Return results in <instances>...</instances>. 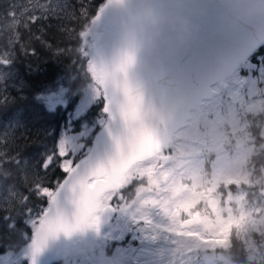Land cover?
Listing matches in <instances>:
<instances>
[{"label": "snow or ice", "instance_id": "6c2138e0", "mask_svg": "<svg viewBox=\"0 0 264 264\" xmlns=\"http://www.w3.org/2000/svg\"><path fill=\"white\" fill-rule=\"evenodd\" d=\"M107 3L90 23L100 18ZM204 23L207 31L197 49L224 33L217 16ZM89 31L87 25L79 33V52L87 58L93 98L102 107L97 118L101 136L90 147L79 142L86 131L80 139L62 138L58 155H46L44 174L59 167L68 178L55 192L42 189L49 206L38 222L30 221L33 234L24 253L31 256V264L48 237L95 225L97 214L113 207L109 201L118 190L142 178L148 188L141 187L140 193L156 188L166 194L150 202H158L172 218L173 264H264V93L236 103L223 121L224 135L216 150L201 159L189 146L192 132L167 144L160 140L152 123L155 113L145 108L142 88L130 79L136 50L122 49L107 58L94 55ZM255 44L250 40V47ZM257 87L253 81V93ZM199 130L205 131L203 126ZM69 153L78 162L62 159ZM61 193H70V213L60 204ZM234 240L240 242L239 254L233 250Z\"/></svg>", "mask_w": 264, "mask_h": 264}, {"label": "rangeland", "instance_id": "374dc122", "mask_svg": "<svg viewBox=\"0 0 264 264\" xmlns=\"http://www.w3.org/2000/svg\"><path fill=\"white\" fill-rule=\"evenodd\" d=\"M64 1L0 0V99L4 98L6 91L19 89L22 83L11 63L19 22L30 17L34 18L38 14L40 16L59 14ZM90 22L91 19L88 25ZM82 44L83 39L78 34L76 47L65 48L60 53H71L74 56L73 72L83 80V85H86L91 82V77L87 72V58L79 52ZM262 52L261 56L255 57L254 64L248 62L251 55L246 57L247 59L245 58L246 60L244 59L238 66V71L232 73L223 83L212 86L210 98L191 112L184 127L175 133L174 137L176 135L187 136L189 132H192L189 146L193 153L201 156V159H203L202 154L216 150V141L224 135L223 121L227 114L234 109L236 103L246 95L264 93V47H262ZM106 53L100 46H95L93 49V54L97 56L106 57ZM34 72L36 71L31 73ZM130 76L133 82L142 88L145 105L147 83L136 74H130ZM253 81L258 85L255 93L251 88ZM65 83L66 80L59 79L54 84L42 89L34 97L42 119H51L54 116L64 119V124L59 127V133L52 148L56 155H58L59 141L62 138L76 137L80 139L81 134L86 131L88 135L79 142L90 147L92 143L97 142V137L101 136L97 118L102 115V107L97 106L94 98H90L87 94L83 96L76 93L69 95L64 86ZM75 95H77L76 100ZM92 108L96 109L94 113L91 112ZM86 115L92 116L83 120ZM200 126L204 127V132H200ZM11 127L9 123L4 127L0 124V145L4 142L9 130L11 131ZM81 151H86V149ZM77 155L79 156V153ZM45 157L44 153H38L17 169L35 172L34 168L39 166L41 173H44L42 163ZM66 158H72L74 163L78 162L71 153L62 159ZM58 169L63 172L59 167ZM65 175L68 176L67 173ZM35 176L37 175L35 174ZM141 187L148 188L146 178L126 184L109 201V204L113 206L111 208L113 217L108 224L99 225V212L95 225L77 230L76 233L68 236L71 240L69 243L64 241L61 253L53 255L46 261L41 260V253H39L35 257V264H64L62 257L69 252L72 253L70 264H98L96 256L98 250H103L110 256L113 264H173L176 237L169 230L172 218L158 202H150L166 194L156 188L140 193ZM41 195L48 199L43 191H41ZM13 197L12 188L4 186L0 180V205L8 204ZM0 212V226L8 232L7 240L12 241L11 239H13V242L10 243L17 252H11L9 255L13 260L26 256L24 249L31 242V236L27 232H33L30 221L35 218L25 220L23 216L8 213L7 209L0 208ZM184 217H186V213H181V218ZM256 239L259 240V236ZM15 246H18L19 250ZM240 248V242L234 240V252L239 254ZM19 264H31V256L27 255Z\"/></svg>", "mask_w": 264, "mask_h": 264}, {"label": "trees", "instance_id": "16d2710c", "mask_svg": "<svg viewBox=\"0 0 264 264\" xmlns=\"http://www.w3.org/2000/svg\"><path fill=\"white\" fill-rule=\"evenodd\" d=\"M105 3L106 0H65L59 14H38L18 24L11 63L22 83L19 89L6 91L4 98L0 99V124L2 127L8 123L12 126L0 145V180L14 192L8 204L0 205L8 213L23 216L25 220H39L48 205V199L41 195L42 189L47 187L55 192L66 178L58 167L47 175L41 173L39 166L34 168L35 172L17 168L38 153H53L52 148L64 119L57 116L42 119L34 97L59 79L66 80L64 86L69 95L75 94L77 85L83 86V80L73 72L74 56L60 51L76 47L78 34ZM262 47L252 53L248 62L255 63V57L263 53ZM33 71L36 72L31 73ZM95 111L91 109L92 113ZM90 116L86 115L83 120ZM27 234L32 236L30 231ZM7 238L8 232L0 226V256L17 253L10 243L13 239L10 241ZM15 248L19 250L18 246Z\"/></svg>", "mask_w": 264, "mask_h": 264}, {"label": "clouds", "instance_id": "9594fccd", "mask_svg": "<svg viewBox=\"0 0 264 264\" xmlns=\"http://www.w3.org/2000/svg\"><path fill=\"white\" fill-rule=\"evenodd\" d=\"M213 16L222 22L224 33L264 42V0H111L100 18L89 24V44L102 47L109 57L134 48L146 56L172 60L198 43L204 21ZM141 68L152 71L147 60ZM74 92L93 98L90 83L77 85ZM56 243L57 236L48 237L43 250ZM71 256L69 252L62 257L64 264H70Z\"/></svg>", "mask_w": 264, "mask_h": 264}, {"label": "water", "instance_id": "95a60500", "mask_svg": "<svg viewBox=\"0 0 264 264\" xmlns=\"http://www.w3.org/2000/svg\"><path fill=\"white\" fill-rule=\"evenodd\" d=\"M206 31L204 28L201 37ZM250 40V36L220 33L206 46L197 49L199 40L192 48L172 60L158 54L146 56L142 51H136L135 64L130 72L137 73L149 86V98L145 108L155 113L152 123L162 143L167 142L169 135L183 126L188 111L209 98V88L218 79L224 78L241 58L264 43L259 42L250 47ZM145 60L152 66L149 73L141 68ZM59 199L61 206L70 213V193H61ZM111 217L109 208L102 210L99 225L106 224ZM68 234H59L57 243L51 249L42 250L43 257L59 253L63 239ZM96 254L100 264H112L104 251L99 250ZM0 264H18V261L12 262L11 257H0Z\"/></svg>", "mask_w": 264, "mask_h": 264}, {"label": "bare ground", "instance_id": "6f19581e", "mask_svg": "<svg viewBox=\"0 0 264 264\" xmlns=\"http://www.w3.org/2000/svg\"><path fill=\"white\" fill-rule=\"evenodd\" d=\"M241 63H242V61H240L238 65H240ZM233 71H234V70H232V72H233ZM227 77H229V75H228ZM227 77H225V78H227ZM223 81H224V80H218L217 85L223 83ZM196 109H197V107H195L192 111H190V112H189V115H190L191 112H193V111L196 110ZM174 135H175L174 133L170 135V137H169V141H171V140L173 139ZM70 240H71V238H70V237H67V238L65 239V242H66V243H69Z\"/></svg>", "mask_w": 264, "mask_h": 264}]
</instances>
